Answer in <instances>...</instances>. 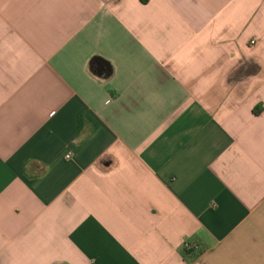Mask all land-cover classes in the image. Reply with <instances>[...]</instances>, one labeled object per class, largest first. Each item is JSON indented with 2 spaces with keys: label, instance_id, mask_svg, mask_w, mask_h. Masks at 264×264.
Returning <instances> with one entry per match:
<instances>
[{
  "label": "crops",
  "instance_id": "1",
  "mask_svg": "<svg viewBox=\"0 0 264 264\" xmlns=\"http://www.w3.org/2000/svg\"><path fill=\"white\" fill-rule=\"evenodd\" d=\"M0 264H264V0H0Z\"/></svg>",
  "mask_w": 264,
  "mask_h": 264
},
{
  "label": "trees",
  "instance_id": "2",
  "mask_svg": "<svg viewBox=\"0 0 264 264\" xmlns=\"http://www.w3.org/2000/svg\"><path fill=\"white\" fill-rule=\"evenodd\" d=\"M200 254L201 252L197 250L187 249L186 247L183 249V256L188 262H193Z\"/></svg>",
  "mask_w": 264,
  "mask_h": 264
},
{
  "label": "built area",
  "instance_id": "3",
  "mask_svg": "<svg viewBox=\"0 0 264 264\" xmlns=\"http://www.w3.org/2000/svg\"><path fill=\"white\" fill-rule=\"evenodd\" d=\"M187 249H192V250H197L198 251V246H196L195 244H192V243H187L185 244V246Z\"/></svg>",
  "mask_w": 264,
  "mask_h": 264
},
{
  "label": "clouds",
  "instance_id": "4",
  "mask_svg": "<svg viewBox=\"0 0 264 264\" xmlns=\"http://www.w3.org/2000/svg\"><path fill=\"white\" fill-rule=\"evenodd\" d=\"M105 104H106V105H107V104H111V99L106 100V101H105Z\"/></svg>",
  "mask_w": 264,
  "mask_h": 264
}]
</instances>
